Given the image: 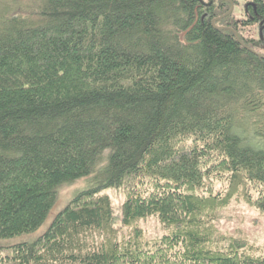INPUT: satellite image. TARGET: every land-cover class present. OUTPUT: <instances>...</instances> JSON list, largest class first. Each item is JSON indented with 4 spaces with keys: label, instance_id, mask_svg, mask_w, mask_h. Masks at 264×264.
Here are the masks:
<instances>
[{
    "label": "trees",
    "instance_id": "1",
    "mask_svg": "<svg viewBox=\"0 0 264 264\" xmlns=\"http://www.w3.org/2000/svg\"><path fill=\"white\" fill-rule=\"evenodd\" d=\"M206 1L0 0V240L96 185L0 264H264L217 226L234 203L264 218V52Z\"/></svg>",
    "mask_w": 264,
    "mask_h": 264
},
{
    "label": "rangeland",
    "instance_id": "2",
    "mask_svg": "<svg viewBox=\"0 0 264 264\" xmlns=\"http://www.w3.org/2000/svg\"><path fill=\"white\" fill-rule=\"evenodd\" d=\"M233 2L235 3L233 15L239 16L244 0H233ZM209 3L206 0L204 1L205 5ZM91 180L92 176L59 188L58 199L51 208L42 226L30 235L9 240H0V248L21 243H30L36 240L47 230L56 214L65 207L69 200L82 191L96 189V185ZM97 192L100 194H107L110 197L114 211L115 226H120L123 196L115 194L109 189H98ZM137 225L148 241L156 240L166 232L165 228L153 217L145 221H140ZM217 226L222 231H226L231 235H240L260 249H264V218L260 217L255 210L244 203H234L230 205L228 209L221 213Z\"/></svg>",
    "mask_w": 264,
    "mask_h": 264
},
{
    "label": "flooded vegetation",
    "instance_id": "3",
    "mask_svg": "<svg viewBox=\"0 0 264 264\" xmlns=\"http://www.w3.org/2000/svg\"><path fill=\"white\" fill-rule=\"evenodd\" d=\"M217 2H224L228 5V10H222L221 16L229 15L231 27L227 23L222 24L221 27L237 31L239 36L250 42L249 46L255 52H264V17L257 14V7L254 4L255 0H244L241 6L239 16H234L233 11L235 3L233 0H216ZM211 4V3H210ZM237 36L236 33H234Z\"/></svg>",
    "mask_w": 264,
    "mask_h": 264
},
{
    "label": "water",
    "instance_id": "4",
    "mask_svg": "<svg viewBox=\"0 0 264 264\" xmlns=\"http://www.w3.org/2000/svg\"><path fill=\"white\" fill-rule=\"evenodd\" d=\"M200 2H201V4L205 5L201 0H200ZM208 5H210V3H209ZM219 29H220V28H219Z\"/></svg>",
    "mask_w": 264,
    "mask_h": 264
}]
</instances>
